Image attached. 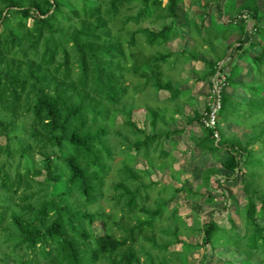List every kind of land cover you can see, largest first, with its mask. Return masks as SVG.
Masks as SVG:
<instances>
[{
    "label": "trees",
    "instance_id": "obj_1",
    "mask_svg": "<svg viewBox=\"0 0 264 264\" xmlns=\"http://www.w3.org/2000/svg\"><path fill=\"white\" fill-rule=\"evenodd\" d=\"M182 1L0 0V140H4L0 142V264H89L88 255L96 264L117 258L123 264H150V256L168 250L170 246L153 234L155 223L143 218L150 196L135 202L123 183L117 181L111 189L105 182L115 153L108 121L112 109L113 121L124 114L120 127L129 124L138 133L136 112L126 109L125 98L147 87L169 91L168 98H173L171 87L162 80L163 66L176 53L167 47L176 36L168 34L179 18ZM243 8L252 24L253 43L249 40L248 45L253 51L259 49L249 59L252 77L243 87L250 97L245 107H253V138L244 146L236 140L223 141L217 128V141L214 131L201 124V114L203 136L196 140L200 152L213 155L225 149L228 154L222 171L202 172L206 191H211L210 179L218 172L229 178L239 171L243 184L248 173L245 151L256 142L264 151V27L259 26L262 17L256 0H245ZM234 20L221 26L225 36L233 30L229 25ZM146 22L149 27L143 26ZM236 27L246 32L244 22ZM239 43L235 50L241 51L243 42ZM163 47L169 50L167 55L161 53ZM218 61L212 66V76ZM225 66L226 87L238 86L235 79L240 69L229 61ZM227 103L224 97L221 109ZM241 108L237 103L236 109ZM122 132L118 128L113 138L119 140ZM251 151L254 160L257 154ZM256 161L253 171L264 170V162ZM102 188L113 192L110 213L92 210L103 196ZM188 191V199L204 197L197 190ZM247 196L237 215L249 232L258 227V218L264 221V191L255 198ZM204 202L212 204L216 199L209 193ZM119 205L120 213L138 210L142 216L127 217H135L136 222L124 226L123 215L118 217L115 210ZM158 214L154 210L150 215ZM98 220L101 236L92 228ZM189 228L188 236L202 233V246L211 245L220 229L211 219L204 224L195 220ZM116 230L121 234L115 235ZM158 231L161 238L168 234L159 226ZM257 235L258 243L264 234ZM136 236L148 242L151 250L142 246L136 250ZM187 245L188 256L201 248Z\"/></svg>",
    "mask_w": 264,
    "mask_h": 264
},
{
    "label": "rangeland",
    "instance_id": "obj_2",
    "mask_svg": "<svg viewBox=\"0 0 264 264\" xmlns=\"http://www.w3.org/2000/svg\"><path fill=\"white\" fill-rule=\"evenodd\" d=\"M221 1L230 2L231 0ZM261 5L264 10V4ZM183 9L185 6H181V10ZM178 15H181L185 22L181 25H178V22H181L182 19L173 22L175 27L172 28L168 36L172 38L176 36L179 39L186 37L187 40H191L192 46L172 54L163 66L162 80L171 87L173 98H161L171 92L165 90L157 92L152 87H147L135 97L129 94L125 98L124 106L132 113L136 112L134 123L140 130L138 133L129 124L120 127L126 116L121 114L113 121L114 112L112 109L110 110L108 125L112 128L111 138L115 153L110 162L109 175L105 182L112 189L113 184L120 181L126 186L124 188L130 189L129 193L135 202L136 200L140 201L144 196H150L149 201H145L148 212L143 218L146 221H151L152 224L155 223L153 234L161 244L170 246H168V250L150 256V264H264V238H260L257 243V233L264 234V230L261 231L264 229V221L258 218L259 220L256 221L258 227H253L248 232L246 225L240 222L237 215V209L246 204L245 195L255 198L257 193L264 191V170L256 168L253 171V161L264 162V151L259 150L260 143L252 144L245 151L244 157L247 161L248 173L244 177L243 184L239 171H235V176L230 175L229 178L218 172V175L214 174L210 179L211 191H206L201 185L202 172L209 168L222 171L221 163L224 162L228 154L225 149H221L219 153L213 155L200 152L195 138L202 136L201 126L192 122L183 124V120L177 122V118L182 119L186 103L190 102L193 111L201 110V114L208 104L210 88L209 85L207 87V80L198 83L195 81V77L206 79L216 61L220 60L219 64L229 57L227 55L228 46L221 42L223 37L226 38L224 34L226 30L221 25L215 24L216 20H213L211 27H205L201 24V18L191 19L190 12L187 10L183 13L179 12ZM143 26L149 27V24L146 22ZM229 27L232 30L235 26L232 24ZM150 28L156 29V27ZM176 44V41L169 42L167 47L171 51H176L181 46L180 43ZM156 47L157 45H155L153 53L157 52ZM169 50L163 47L161 53L167 55ZM201 59L205 60L204 65L207 64L206 69L196 71L191 68L187 69L191 63H197ZM227 61H230V58ZM188 73H194L195 76L191 74L188 78ZM250 75L251 73L248 72L245 77L239 76V82L246 83ZM130 79L131 77L128 78L129 83ZM188 80L191 82L188 83ZM208 80L210 83V77ZM186 88H190L191 91ZM226 93L232 94L239 102H242L240 112L236 109L239 102L232 95H226ZM191 94L193 98L189 100ZM198 97L200 98L197 99ZM224 97L228 103L218 113L217 128L223 141L236 140L239 142L238 144L244 146L249 138H253L254 133L251 127L253 125V107L251 110L245 107L250 98L249 93L242 86L240 88L236 86L235 90L227 86L222 94V104ZM178 127H183L184 132L181 133ZM118 128L119 130L121 128V132L123 130L119 140L113 138L117 137ZM0 142L4 143V140L1 139ZM251 150L256 151L255 154H257L254 160ZM221 179L225 181H221ZM218 180L220 184H218ZM180 187L183 189L177 193L175 190ZM188 189L197 190L204 197L188 199ZM102 191V198L96 201L92 210L100 208L105 213H110L114 210L113 192L107 193L104 188ZM209 193L215 197L216 203L204 202L205 195ZM257 205L259 206V202ZM119 208L120 205L115 210L118 211ZM125 210V213L118 211L117 215L118 217L123 215L124 226L128 223L133 225L136 222L135 217L132 220L127 217L133 216L135 213L142 216L138 210H134L132 214ZM154 210H158L159 214L152 217L150 214ZM210 219L215 221L220 228L218 236L211 245L202 246L200 245L202 233L197 232L195 235L188 236L189 226L195 220L204 224ZM163 221L164 226L161 225ZM158 226L160 230L166 229L168 234L167 236L163 235L165 238H161ZM92 228L97 236L103 234L101 221L94 222ZM256 229L257 233L253 231ZM114 233L120 235L121 231L116 230ZM135 240L136 250H139L141 246L146 250H151L148 242L138 236ZM186 241L189 244H198L201 248L194 250L188 256ZM177 243L179 245H176ZM180 246H184L183 251L179 250ZM85 259L89 264H96L89 255ZM9 264L14 263L10 262ZM107 264L123 263L120 258H117L115 262H107Z\"/></svg>",
    "mask_w": 264,
    "mask_h": 264
},
{
    "label": "crops",
    "instance_id": "obj_3",
    "mask_svg": "<svg viewBox=\"0 0 264 264\" xmlns=\"http://www.w3.org/2000/svg\"><path fill=\"white\" fill-rule=\"evenodd\" d=\"M244 1L245 0H231L230 2H224V1L220 0L217 3L214 0L207 1V2L183 0L182 3H180L178 6V13L179 12L183 13V11H185V10L189 11L190 12V15H189L190 18L191 19H194L195 17L201 18L202 19L201 24H203L205 27H211L213 24V20H216L215 24L226 27V25L229 24L233 18L235 19L233 22V25L235 27L238 26L240 24V22H244L246 24V32L245 33H241L239 31V29L236 27V28H233V30L228 33L226 38L223 37V39H221V42L225 43L228 46L227 47V55H229V57L228 58L226 57V58L227 59L230 58L229 62H232V66H236L240 69L239 75L235 79V83L241 84L239 82L240 81L239 78L245 77L248 72L251 73V75L249 76V80L246 81V83L238 85L237 87H239V88L241 86L244 87V84H248L251 81L252 66H251L249 59L252 58L253 54L257 53V51L259 50L258 48H255L253 51V48H251V45L250 46L248 45L249 40H250V43H253V40H252L253 32L251 29L252 28L251 20H250V17L248 15L249 13L245 12V9L243 8ZM262 3L264 4V0H256L258 10L261 13V17H262V20L259 23L260 27H264V10H263L262 5H261ZM181 6H183V7L185 6V9L181 10ZM189 16H187V19H189ZM180 19H182V21L178 22V25H181L185 22L181 15H179V18L177 19V21ZM181 32H183V29H181ZM173 41L177 42L176 45H178L180 43L181 46H180V49H177L176 51L172 50V52L182 51L185 47L192 46V43L190 42L191 40L190 39L187 40L186 37H184L183 39L175 38L171 42H173ZM239 42H243V50H241V51L240 50L238 51L237 49L235 50V48L240 44ZM246 50L248 53L245 52ZM226 58L224 61L227 60ZM204 62H205V60L201 59L197 63H191L187 69L191 68L193 71L201 70L203 68L206 69ZM199 65H201V66H199ZM194 66H195V68H193ZM224 68L226 69V72H227L228 69L225 65H224ZM185 70H186V67H185ZM191 74L195 76L194 73H188V75H187L188 78H189V75H191ZM183 75H186V74L183 73ZM209 77L210 78L212 77L211 73L207 74L206 79H200V78L195 77V79H196L195 81H197L198 83H203V81L207 80L206 83H207V87H208V85H210L209 80H208ZM189 81L190 80H188V83H189ZM229 87L233 88L234 90L236 89V87H233V86H229ZM186 89H190V88H186ZM190 91H191V89H190ZM246 91L248 92L247 89H246ZM226 95H232V94L226 93ZM168 97H169V94L167 93L166 96H162L161 98L166 99ZM192 98H193V96L191 94L189 100H192ZM195 98H196V96L194 97V99ZM199 98L200 97H198L197 99H199ZM236 101L239 102V100H237V99H236ZM193 103H194V101H193ZM239 103L241 104L242 102H239ZM197 104L199 106V103H197ZM185 106H186V107H184L185 109H183L184 111L182 114V119L177 118V122H179L180 120H183V124H187L188 122H192V123H197V125L201 126V124H200L201 110L200 111L199 110L193 111L190 102H189V104L186 103ZM179 129L181 130V133L184 132L183 127H180ZM188 129H190V128H188ZM201 130H202V127H201ZM202 136H203V131H202ZM202 136L201 137L197 136L195 139L199 140L202 138Z\"/></svg>",
    "mask_w": 264,
    "mask_h": 264
},
{
    "label": "built area",
    "instance_id": "obj_4",
    "mask_svg": "<svg viewBox=\"0 0 264 264\" xmlns=\"http://www.w3.org/2000/svg\"><path fill=\"white\" fill-rule=\"evenodd\" d=\"M227 60L217 65V71L210 78L208 104L204 108L201 117V124L205 128L214 131L217 141L220 138L217 132L218 113L222 108V94L227 85L228 74L224 70V65L228 62Z\"/></svg>",
    "mask_w": 264,
    "mask_h": 264
}]
</instances>
